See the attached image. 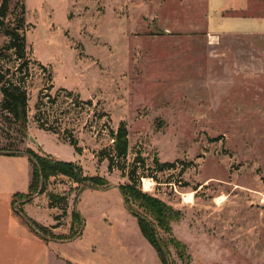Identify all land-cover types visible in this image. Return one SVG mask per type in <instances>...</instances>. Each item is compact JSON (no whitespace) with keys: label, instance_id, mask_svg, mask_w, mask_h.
Returning a JSON list of instances; mask_svg holds the SVG:
<instances>
[{"label":"rangeland","instance_id":"obj_1","mask_svg":"<svg viewBox=\"0 0 264 264\" xmlns=\"http://www.w3.org/2000/svg\"><path fill=\"white\" fill-rule=\"evenodd\" d=\"M20 1L27 55L18 59L0 30V69L20 76L28 62L29 122L23 137L1 111L0 86V150L41 140L52 158L78 157L86 174L107 178L100 188L118 189L129 177L102 156L125 122L127 168L141 154L155 176L131 205L152 220L171 264H264V32L215 30L198 4ZM253 2L250 13L264 14V0ZM41 93L56 100L42 96V110L58 133L35 120Z\"/></svg>","mask_w":264,"mask_h":264},{"label":"crops","instance_id":"obj_2","mask_svg":"<svg viewBox=\"0 0 264 264\" xmlns=\"http://www.w3.org/2000/svg\"><path fill=\"white\" fill-rule=\"evenodd\" d=\"M94 1L98 0H78V6ZM99 1L109 5L121 0ZM253 1L166 0L164 3L204 5L205 18L214 22L215 30L221 24L225 30L230 26L231 32L263 34L264 14L250 13ZM137 3L141 4L142 0ZM151 3L160 4V0ZM36 147L31 146L40 154H47L41 140ZM32 177L33 166L27 155L0 153V264H164L143 235L138 218L124 205L120 188L78 190V184L69 177L51 176L47 190L22 205L30 218L51 230L53 237L37 234L15 211L16 197L30 192ZM69 186L72 191L67 192ZM49 193L68 195L67 213L60 221L55 219L60 208L50 206ZM76 213L83 219L80 226L74 221ZM73 224L79 232L69 237Z\"/></svg>","mask_w":264,"mask_h":264},{"label":"trees","instance_id":"obj_3","mask_svg":"<svg viewBox=\"0 0 264 264\" xmlns=\"http://www.w3.org/2000/svg\"><path fill=\"white\" fill-rule=\"evenodd\" d=\"M14 21L16 23H14ZM27 6L24 1L20 0H0V30L8 37V47L14 49V53L18 59H24L27 55ZM44 70L47 67L41 64ZM18 73L22 75L16 76V72H11L10 69H0V86L2 93L1 111L6 118L14 125L16 130L26 136L25 132L29 122V92L27 79L31 76V68L28 62L20 64L17 68ZM54 86L50 84L46 89L49 90ZM70 96H80L78 92L74 90L62 87ZM77 93V94H76ZM48 96L50 102L53 104L56 100L51 97V94L41 93L38 102L36 103V113L34 115L39 128L48 132L58 133L61 129L55 124H51V116L46 110H42V105L45 103L42 96ZM88 103H92L91 100ZM58 121V120H57ZM113 138L112 150L109 151L104 158L109 161V170L112 171L117 168L122 171L123 175H128L129 184L120 186L122 195L125 198L128 210H130L137 218L142 230L143 235L157 250L162 262L164 264H171L169 255L166 248L161 244L156 233V228L149 218L138 212L132 207V201L140 198L141 192L135 188L138 187L142 179L147 176L154 177L152 174L146 172V159L138 154L134 158L133 165L128 167V154H129V132L125 122H121L117 130H111ZM67 138V139H66ZM64 138L69 142L77 153L82 152V148L79 146L77 139L72 135ZM0 153H6L9 155H27L33 166V177L30 187V192L25 195H18L15 201V211L22 217V219L29 224L31 229L37 234L43 237H53L51 230L32 218H30L24 211L22 205L32 199L33 196L44 193L47 190V183L51 176L64 175L69 177L72 181L80 185V187L99 188V185H105L106 177L97 175L86 174L83 166L73 161H64L56 158H52L49 154L42 155L35 151L33 148L28 147L24 150L14 148L13 150H0ZM156 164L160 169L164 167L173 166L172 163H160L156 160ZM138 165V166H137ZM83 189V188H82ZM81 190V189H79ZM50 206L59 207L63 210L62 214L55 216L57 221H60L67 213L68 207V195L49 193ZM132 197V198H131ZM148 206H154L152 200L146 196ZM23 201V202H22ZM25 201V202H24ZM18 203V204H17ZM82 217L76 213L74 217L75 223L82 224ZM78 226V228H79ZM74 224L72 226V232L69 237H73L79 232V229L75 231Z\"/></svg>","mask_w":264,"mask_h":264},{"label":"water","instance_id":"obj_4","mask_svg":"<svg viewBox=\"0 0 264 264\" xmlns=\"http://www.w3.org/2000/svg\"><path fill=\"white\" fill-rule=\"evenodd\" d=\"M123 200H124V204H125L126 208H128L124 196H123Z\"/></svg>","mask_w":264,"mask_h":264}]
</instances>
